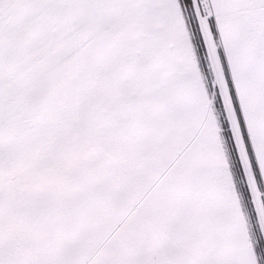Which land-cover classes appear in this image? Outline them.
<instances>
[{
  "label": "snow or ice",
  "instance_id": "6c2138e0",
  "mask_svg": "<svg viewBox=\"0 0 264 264\" xmlns=\"http://www.w3.org/2000/svg\"><path fill=\"white\" fill-rule=\"evenodd\" d=\"M0 264H264V0H0Z\"/></svg>",
  "mask_w": 264,
  "mask_h": 264
}]
</instances>
